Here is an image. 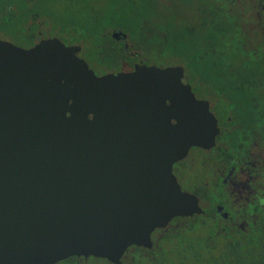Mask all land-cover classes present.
Instances as JSON below:
<instances>
[{
	"label": "water",
	"instance_id": "water-1",
	"mask_svg": "<svg viewBox=\"0 0 264 264\" xmlns=\"http://www.w3.org/2000/svg\"><path fill=\"white\" fill-rule=\"evenodd\" d=\"M80 49L0 38V264L119 263L128 246L151 247L155 228L201 212L172 165L218 129L183 68L97 75Z\"/></svg>",
	"mask_w": 264,
	"mask_h": 264
},
{
	"label": "flooded vegetation",
	"instance_id": "flooded-vegetation-1",
	"mask_svg": "<svg viewBox=\"0 0 264 264\" xmlns=\"http://www.w3.org/2000/svg\"><path fill=\"white\" fill-rule=\"evenodd\" d=\"M187 1V8L177 7L173 16L178 29L187 22L189 34L198 39L208 38L211 30L223 33L219 49L196 46L191 63L172 64L183 68L192 92L207 102L218 129L212 146H191L172 165L181 189L196 197L201 212L175 216L165 226L155 228L150 234L151 247L132 244L119 263L101 257L70 256L55 264L72 257L76 259L72 264H84L90 258L106 264H140L138 261L147 255L138 256L136 250L165 247L189 219H202L209 225L214 222L222 231H244L253 229L264 215V0ZM48 36L39 31L32 44ZM121 40L128 48L127 37ZM131 55L138 56V52ZM139 61L145 63L144 58H138L132 69ZM148 259L142 262L148 263Z\"/></svg>",
	"mask_w": 264,
	"mask_h": 264
},
{
	"label": "trees",
	"instance_id": "trees-1",
	"mask_svg": "<svg viewBox=\"0 0 264 264\" xmlns=\"http://www.w3.org/2000/svg\"><path fill=\"white\" fill-rule=\"evenodd\" d=\"M178 2L110 0L105 9L94 0H0V36L19 45H33L42 31L67 45H80V57L97 75L129 71L138 58L156 66H167V59L186 65L191 63L196 46L222 47L223 33L211 30L208 38L198 39L189 34L187 22L178 29L174 13L179 6L186 9L188 1ZM146 7L152 11L147 15L142 10ZM199 8L202 12V7ZM113 30L127 35L128 48L123 40L111 36ZM132 51H137L138 56H132ZM183 225L165 247L149 252L136 250L138 256L147 255L143 258H149L148 263L138 261L140 258L136 261L140 264H264V215L253 229L244 231H222L214 222L209 225L197 218ZM196 226L205 232L194 235ZM169 252L175 257H168ZM74 260L72 257L63 264H72Z\"/></svg>",
	"mask_w": 264,
	"mask_h": 264
},
{
	"label": "rangeland",
	"instance_id": "rangeland-1",
	"mask_svg": "<svg viewBox=\"0 0 264 264\" xmlns=\"http://www.w3.org/2000/svg\"><path fill=\"white\" fill-rule=\"evenodd\" d=\"M95 2H98L97 4L99 5V6H102V7H104L105 9H106V7L108 6V3H109V1L110 0H94ZM146 8H147V10H146ZM146 8H142V10L144 11V13L147 15V13L148 12H152L151 10H149L148 11V7H146ZM167 61V65H172V64H174V60H170V59H167L166 60ZM204 229L202 228V227H200V226H196V229H195V233H194V235L195 234H203L205 231H203ZM207 230V229H206ZM177 239H175V241H176ZM170 246H171V244H169ZM168 257H175V255H174V253H172V252H169L168 253ZM84 264H106L105 263V261L104 260H102V259H95V258H90L89 260H87V261H85L84 262Z\"/></svg>",
	"mask_w": 264,
	"mask_h": 264
}]
</instances>
